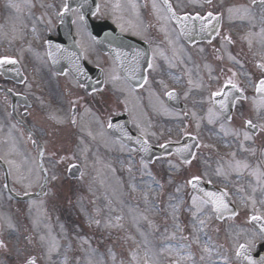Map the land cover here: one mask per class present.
I'll list each match as a JSON object with an SVG mask.
<instances>
[{"label": "rangeland", "instance_id": "obj_1", "mask_svg": "<svg viewBox=\"0 0 264 264\" xmlns=\"http://www.w3.org/2000/svg\"><path fill=\"white\" fill-rule=\"evenodd\" d=\"M10 29L9 31H11ZM99 96V95H98ZM154 99V96L150 95L146 99V103L151 102ZM104 105V104H103ZM106 106L113 105V102L110 99H107V102L105 104ZM103 135V134H102ZM106 137V136H105ZM104 139L107 140V137ZM210 139V138H208ZM213 140V139H211ZM216 141V140H215ZM217 142V141H216ZM199 156L204 157L206 160H212L213 159V153L211 149H208L206 147H200L199 148ZM15 152V151H14ZM16 153V152H15ZM108 156L113 160V163L116 165L115 176L116 179H119V175H121L124 179V187H122L121 191L119 192V196L124 198L126 201L129 202V205H131V211H140L142 216L148 217L152 222V232L159 231V233L162 236V239L166 237H173L174 233L177 230H182V233L179 234L177 237L180 240L181 237H186L187 239H182V244L185 245L184 248H182V252H185L184 255H180L178 252H173L171 254L177 255L180 257V260H182V264H199L197 261V255L193 251V246L189 245L191 239L195 237V240L197 238H200V232L195 231V235L190 234L188 227H193L194 229H198L199 227V221L202 220L200 217L202 215V212L208 211V208L206 206L199 207L197 203L193 204L192 199L190 198L188 191L186 187L182 184V182L185 181V179L193 174H200V170L197 169L198 162L195 163V165H191L189 168L181 169L177 164L171 162L172 166V174L169 178V182L172 185V192L168 194H164L163 196V204L166 206L165 213L163 217L152 219V214L154 213V209L151 207L150 202L154 198V192L155 188L148 185L149 179L146 177L147 174H153L156 178H162L161 173L157 170L162 169V164L157 163L153 166V168H147L145 166H142L138 170L134 169L133 167L130 169V171H127L126 167L131 166L130 160L122 156L120 154V157L117 156L115 153L108 154ZM93 161V159H92ZM99 163L92 166L87 165L85 167L84 173L80 177V181H78L76 184H74L71 187L70 193H72L74 190H76L78 187H83L84 192L83 196L77 200V201H71L69 204H66L65 199L63 200L61 197H63L62 192L64 191L65 186H58L57 192L58 195L55 199V205H61L65 207L66 205H71V208L75 211V219H78L79 215V221L83 224L84 230L83 235L79 238L80 242L92 244L96 242L92 238L93 235L90 234L91 230L87 229L86 223L91 221H96L97 219H101V222L99 225L92 224L89 225L90 228L95 227H101V228H118L119 232L124 231L125 221L128 217V214L121 210L119 208V214L115 216L116 210L113 205V194L110 192H107V196H104L103 201H101L100 197L95 193L96 187L92 186L90 183H94V181L97 180V177L95 176L97 173H99L98 169ZM125 166V167H123ZM98 169V170H97ZM232 168L228 167L227 172L231 171ZM112 172L113 170H110ZM100 179V178H99ZM109 182H112V180H109ZM247 184L249 185L250 189L247 191L248 198L246 197L244 190V187H241V191H243L244 199L245 201H240V203L243 205L244 210H264V180H251L249 177L244 178L241 180V186ZM67 185V184H66ZM60 187V188H59ZM69 187V185H68ZM101 196L103 193H100ZM250 194V195H249ZM135 196L137 198H135ZM53 197V196H52ZM185 197L187 198L188 206L186 205L183 210V221L185 223V226L181 227L180 222L175 218L176 210L175 207L177 205V202L180 198ZM95 199L94 206L90 203V199ZM53 199V198H52ZM112 202L111 205H109V202L106 200ZM253 200H255V206H253ZM65 202L64 204H62ZM57 203V204H56ZM121 203V202H120ZM65 205V206H64ZM111 206L113 208V212H107L102 213L101 207H107L109 208ZM120 206V204H119ZM195 213V215H193ZM119 217V219H117ZM207 218V217H206ZM191 219V221H189ZM198 223V226L196 225ZM45 226V225H44ZM48 226H45V229H48ZM187 233H189L187 235ZM36 229L33 232L32 240L30 242H34L35 244H38V247L40 250L44 249L45 247L41 244V239H36ZM40 237L41 234H38ZM109 236V232L108 235ZM124 237L121 239V237ZM129 235H119V240L115 245L105 244V245H99L94 246L90 250H88L86 253H84L81 256L73 255L72 259L75 261L76 264H91V262H94L97 260L98 256H101V260L97 262V264H106L104 254L111 253V261L114 259L116 253L119 254V264H141L140 253H142L140 249H136L133 243H125L124 239L126 237H129ZM139 244H145V234L141 233L140 237L137 239ZM41 242V243H40ZM181 242V240L179 241ZM100 243L104 244L102 241ZM44 244V243H43ZM69 240L67 239L66 242L62 243V240H60L59 243H54V246L56 250L59 251V256L63 257L66 253V251L69 248ZM173 248V247H172ZM190 251L189 255L186 254V251ZM94 254V255H93ZM58 256V258H59ZM170 256V253L168 254ZM121 257V259H120ZM135 257V258H133ZM62 259V258H60ZM208 259H210V254L208 256ZM150 264H153V258L149 257ZM172 261V259H170ZM59 264H63L62 261H60ZM112 264H115L114 262ZM205 264V263H204Z\"/></svg>", "mask_w": 264, "mask_h": 264}, {"label": "snow or ice", "instance_id": "obj_2", "mask_svg": "<svg viewBox=\"0 0 264 264\" xmlns=\"http://www.w3.org/2000/svg\"><path fill=\"white\" fill-rule=\"evenodd\" d=\"M206 2L211 3V0H206ZM252 5L259 7L261 9V22L264 23V0H251ZM164 4L167 8V12L169 13V15L171 16L172 19L176 20L177 22H179L181 24V31L184 32L185 34L188 33L189 29V21H193V20H198L201 21V25H200V30L201 31H206V30H210V26H212V21L217 20L218 17L216 15H214L211 11L207 12L205 16H201L200 13H196L194 16L189 15L188 13H185L183 16H180L176 13V11L173 9L172 5L169 3V0H164ZM13 7H16V5H12ZM117 7H119V5H117ZM157 5L155 3H153V8H156ZM78 9H72L70 7V5L68 4L67 0H65V4L63 6V12H69V11H77ZM229 11H232L231 9H229ZM245 14L247 15L248 10L245 9ZM81 19H83V16L80 17ZM254 18V17H253ZM214 27V26H212ZM262 32H264V28L261 29ZM139 55V54H137ZM19 63L15 58L13 57H9V56H3L0 57V69L4 68L6 65H14ZM260 68H264V64H259L258 65ZM149 68H152V64L149 63L148 64ZM9 71H12L13 69H8ZM17 74H19L18 69L16 70ZM233 76H235V73H233ZM113 79H118V77H113ZM145 83H147V77H144ZM228 85L231 86V88L236 89L238 86L237 84H235L231 79H229L226 82L225 87H227ZM256 92L264 95V78L260 79L259 82L256 85ZM175 93L174 91H169L166 93V95L168 96H173ZM224 95V99L223 100H218V101H214V103H218L220 105L221 109H224L227 107V100H228V93L226 91H224L223 89H221L220 91L214 92L212 93L213 97L216 96H220V95ZM209 112L211 113L212 110L209 109ZM230 119V117H229ZM210 123L212 122L211 119L209 121ZM246 125L252 129H256L257 125L253 124V122L251 120H247L245 121ZM109 127H111V125H109ZM221 127L223 128V125H221ZM238 134V133H237ZM251 137L249 136V134L247 132L244 133V139L248 140ZM33 143H35V141H33ZM144 144V150L147 151V141H143ZM199 146V145H197ZM163 147V145L161 146ZM188 146H185L184 149H180L179 151H186ZM40 155L41 157H43L44 153L43 150L41 149L40 151ZM233 156L235 155V153L232 154ZM63 159V158H62ZM247 168L248 165L245 163L243 165H241V162L237 161L236 162V168ZM41 171L46 172V169H41ZM219 174V172H218ZM53 179H55V177H53ZM200 177L199 176H194L192 177L191 180L188 181L189 184H191L194 188L196 187V183L200 181ZM228 195L227 191L225 190L223 193L217 194L214 192H209L206 193V196L208 197V199H205L203 202L204 203H211L214 206V209L217 213H220L222 210H227L228 209V202L225 200V197ZM196 197L192 198V202L193 204L196 203ZM253 206H255V200H253ZM195 215V213L193 214ZM119 219V217L117 218ZM251 221H260L261 223V229H260V236L261 239L264 240V215H252L250 217ZM97 223H99L97 221ZM200 225L204 224L203 220L199 221ZM11 226V225H10ZM182 239H187L186 237H182ZM252 244V241H249V244H241L239 245L238 249H237V256H244L249 248V246ZM0 246H3V242L0 241ZM181 249L185 247V245L181 244L179 246ZM203 251L205 253H211V250L205 245L203 248ZM135 258V257H133ZM226 259V258H225ZM247 259L249 261H251V264H256V262L254 260H252V258L250 256L247 257ZM201 260H204V256H201ZM26 264H35V258H29L26 261ZM145 264H150V262L148 260H145ZM175 264V262H174Z\"/></svg>", "mask_w": 264, "mask_h": 264}]
</instances>
